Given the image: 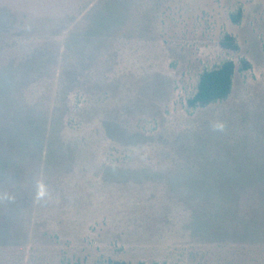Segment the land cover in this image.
<instances>
[{
    "label": "rangeland",
    "instance_id": "1",
    "mask_svg": "<svg viewBox=\"0 0 264 264\" xmlns=\"http://www.w3.org/2000/svg\"><path fill=\"white\" fill-rule=\"evenodd\" d=\"M115 260L264 264V0H0V264Z\"/></svg>",
    "mask_w": 264,
    "mask_h": 264
},
{
    "label": "trees",
    "instance_id": "2",
    "mask_svg": "<svg viewBox=\"0 0 264 264\" xmlns=\"http://www.w3.org/2000/svg\"><path fill=\"white\" fill-rule=\"evenodd\" d=\"M241 18V10L231 15L232 21L237 24ZM225 50L238 51L239 46L234 36L225 34L219 42ZM250 68V63L240 60L238 70L245 71ZM237 67L232 60H225L212 69L202 71L198 77L194 94L186 101L187 108H204L210 104L223 101L228 98L232 90L233 76ZM110 264H130L125 261L115 260Z\"/></svg>",
    "mask_w": 264,
    "mask_h": 264
},
{
    "label": "clouds",
    "instance_id": "3",
    "mask_svg": "<svg viewBox=\"0 0 264 264\" xmlns=\"http://www.w3.org/2000/svg\"><path fill=\"white\" fill-rule=\"evenodd\" d=\"M214 127L219 128V129H222L223 128V125L220 124V123H217V124L214 125Z\"/></svg>",
    "mask_w": 264,
    "mask_h": 264
}]
</instances>
